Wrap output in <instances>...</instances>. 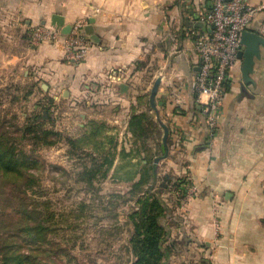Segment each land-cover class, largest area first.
<instances>
[{
	"label": "crops",
	"instance_id": "obj_1",
	"mask_svg": "<svg viewBox=\"0 0 264 264\" xmlns=\"http://www.w3.org/2000/svg\"><path fill=\"white\" fill-rule=\"evenodd\" d=\"M210 7L211 0H0V72L27 88L20 99L34 101V112L45 113L46 125L59 132H65L58 130L61 121L66 132L76 118L83 131L87 120L105 122L119 151H129L134 115L169 127V156L158 164L159 175L166 164L198 192L186 204H169L177 248L168 264H264V45L248 74L244 58L232 68L210 145L194 88L200 59L192 35L208 30L201 15ZM55 15L66 25L94 19L83 61H67L61 42L32 41L33 26L52 25ZM247 30L264 37V10ZM45 104L56 105L61 117L41 110Z\"/></svg>",
	"mask_w": 264,
	"mask_h": 264
},
{
	"label": "rangeland",
	"instance_id": "obj_2",
	"mask_svg": "<svg viewBox=\"0 0 264 264\" xmlns=\"http://www.w3.org/2000/svg\"><path fill=\"white\" fill-rule=\"evenodd\" d=\"M15 83L19 82H14L8 72H0V132L8 131L9 135L15 138L13 146L28 155L31 171L44 186L43 197L50 201L49 213H55L56 218L50 222L53 230L44 250L39 243L27 244L23 237L16 235L17 224H12L10 230L7 229L5 224L7 215L0 210V259L5 254L13 252L35 255L37 256L35 263L38 264H129L127 243L131 235V226L127 224V214L138 206L135 199L129 201L133 186L130 179L134 171L139 169L133 166V160L138 159L135 162L138 163L140 158L152 160L155 154H161L157 158L163 156V133L159 134L154 130L148 135L146 148L149 150L144 151L142 157L138 155L135 158L133 154V157L123 158L122 155H118L120 151L117 149L115 159L120 157L121 161L118 162L115 171H110L104 180H95V187L88 190V186L80 181V175H77L81 171V166L72 155L66 139L68 134L73 138H79L85 132L86 129L83 131L78 125L82 123L81 119L74 120L73 128L67 131L68 133L61 121L58 130L63 128L65 132L48 137L44 136L43 131L47 129L56 132L57 128L48 126L41 128L36 125V128L42 131L39 133L41 137L35 138V131L24 132L25 126L31 124L34 116V101L20 99L25 95L27 88L14 86ZM54 115L57 116L56 119L61 117L58 110ZM89 121L85 122L88 124ZM47 142L54 143L49 145ZM117 143L119 146L118 140ZM86 147L90 149L93 144ZM163 161L164 159H161L158 164ZM165 165L161 166L162 174L159 175L157 171L155 191L173 208L180 203V199L182 204L188 203L183 200L181 188L178 195L177 177L173 176L172 171ZM165 173H169L172 181H164V176L168 175ZM20 178L17 175L9 177L0 175V209L5 199L6 185ZM186 182L187 180H184L183 184ZM116 214L121 224L113 228ZM8 230V237L12 231L13 238L5 241ZM8 242L14 243L12 250L7 248L10 245Z\"/></svg>",
	"mask_w": 264,
	"mask_h": 264
},
{
	"label": "trees",
	"instance_id": "obj_3",
	"mask_svg": "<svg viewBox=\"0 0 264 264\" xmlns=\"http://www.w3.org/2000/svg\"><path fill=\"white\" fill-rule=\"evenodd\" d=\"M40 106L41 110H46L48 115L55 112L54 110L57 108L53 104ZM159 122L148 114L134 115L129 122V130L135 141L133 148L129 151L122 149L118 155L129 158L135 154L134 157L137 158L144 151H148L149 149L146 148L148 135L157 129H159V134L162 133ZM46 124L47 119L43 112H34L31 124L25 126L24 132L35 131L34 137L40 138L39 133L42 130L37 129L36 125L43 128L42 126L45 127ZM45 130L43 134L46 137L52 134H61L59 131ZM66 139L72 155L77 158L81 166V171L77 173L81 177L80 181L82 180L85 186H88V190H92L95 187V180L106 179L113 168L118 149L115 135L109 134V126L105 122L90 120L85 132L79 138L67 135ZM14 141L15 138L10 136L8 131L0 132V175L21 177L6 185L5 199L0 210L7 215L5 223L7 229L10 230L12 224H17L16 235L23 237L27 244L39 243L42 249L46 250L51 230H53L50 222L56 218V214L49 213L48 203L50 201L45 199L42 194L44 186L31 171L30 165H28V155L13 146ZM52 143L47 142L49 145ZM88 144H93V147L88 149L86 147ZM164 148L165 146H163L165 154ZM159 155L161 154H155L152 160L144 158L145 162L142 160L133 163V166L139 169L134 171L130 179L133 186L129 201L135 199L138 206L127 214V224L131 226V235L127 243V252L130 255L129 264H168L171 255L177 248L176 241H173L171 236L173 209L163 196L155 191L158 171L156 159ZM163 179L166 182L172 181V178L167 175ZM176 181L177 193L180 194L184 179L177 178ZM115 218L113 228L121 224L117 214ZM9 230L4 238L5 241L8 238H13L12 231L11 236L8 237ZM8 243L10 245L7 248L12 250L11 247L14 243ZM36 260L37 256L35 255L12 252L5 254L0 259V264H31V262L38 264L35 263Z\"/></svg>",
	"mask_w": 264,
	"mask_h": 264
},
{
	"label": "built area",
	"instance_id": "obj_4",
	"mask_svg": "<svg viewBox=\"0 0 264 264\" xmlns=\"http://www.w3.org/2000/svg\"><path fill=\"white\" fill-rule=\"evenodd\" d=\"M264 10V4L254 7L246 0H211V7L201 15L208 30L192 31L194 48L199 56V71L194 77V88L203 117L207 123V143L217 139L224 97L230 72L242 47V34L248 29L255 14ZM86 20L72 25L69 34L46 24H37L31 30L34 43L61 42L69 62H81L89 53L90 43L85 33ZM183 200L189 202L197 195V186L187 181L181 186Z\"/></svg>",
	"mask_w": 264,
	"mask_h": 264
},
{
	"label": "water",
	"instance_id": "obj_5",
	"mask_svg": "<svg viewBox=\"0 0 264 264\" xmlns=\"http://www.w3.org/2000/svg\"><path fill=\"white\" fill-rule=\"evenodd\" d=\"M93 22L94 19H91L90 24L85 26V33L88 35L93 34V25H92ZM52 26L61 29L62 33L64 34H69L72 28V25H66L64 19L58 15L53 16ZM241 43H242V47L238 57L244 58V73L246 75L250 71H252L255 63V58H258L260 56V46L264 45V37L256 32L245 30L242 34ZM159 81L160 79H158L155 87L153 88L151 95V103L154 107H155L154 98L158 90ZM160 124L164 130L163 144L165 146V154L161 157H158L156 159V162H159L161 159H165L169 156L168 138H169L170 130L169 127L161 120H160Z\"/></svg>",
	"mask_w": 264,
	"mask_h": 264
}]
</instances>
